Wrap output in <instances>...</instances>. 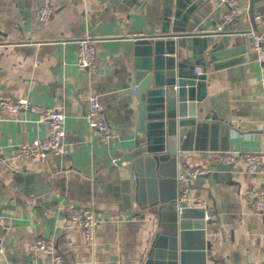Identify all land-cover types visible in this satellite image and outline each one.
I'll use <instances>...</instances> for the list:
<instances>
[{
  "label": "crops",
  "instance_id": "crops-1",
  "mask_svg": "<svg viewBox=\"0 0 264 264\" xmlns=\"http://www.w3.org/2000/svg\"><path fill=\"white\" fill-rule=\"evenodd\" d=\"M176 2L55 0L52 18L40 23L35 19L39 0H0V96L62 111L69 151L50 153L44 161L18 159L22 144L47 136V125L29 111L0 114V264H58L57 255L64 257L61 264H146L156 239L171 234L172 210L165 205L180 189L169 180L175 167L169 173H143L137 183L125 164L114 162L132 149L138 135L134 38L160 33ZM241 6L242 14L230 26L220 0H192L188 8L192 14L186 28L208 37L220 60L217 68L212 63L195 67L207 76V85L199 125L185 138L178 165L209 171L217 151L264 150L262 67L251 48L254 34L264 37V0H241ZM84 39L95 43L98 71L93 75L77 65ZM89 88L99 96L114 131L108 144L91 135L81 96ZM208 116L212 121L205 120ZM23 172L32 176L31 183L15 180ZM231 173L234 184L208 177L190 186L191 197L210 203L219 218L202 230L200 206L186 202L192 228L183 241L185 264H264V220L245 199L251 188L264 187V174L249 175L242 161L233 164ZM86 207L98 219L94 246L71 219V210ZM216 231L222 232L218 245ZM41 238L51 242L49 251L32 248Z\"/></svg>",
  "mask_w": 264,
  "mask_h": 264
},
{
  "label": "water",
  "instance_id": "water-1",
  "mask_svg": "<svg viewBox=\"0 0 264 264\" xmlns=\"http://www.w3.org/2000/svg\"><path fill=\"white\" fill-rule=\"evenodd\" d=\"M190 5L192 0H177L175 9L166 12L160 33L134 39L132 75L138 135L132 149L114 163L125 164L137 183L143 173H169L175 167L169 180L179 185V153L191 129L199 125L198 107L204 100L207 85V76L198 75L195 67H206L208 63L218 67V47L208 37L192 33L185 26L192 14V8L188 10ZM205 120L212 121V118L208 116ZM232 166L213 164L211 170L198 179L212 177L218 183L230 181L234 184ZM15 180L29 184L32 176L16 173ZM140 197L141 194L136 196L139 203ZM165 208L172 210L168 217L172 232L156 239L148 251L146 264H185L183 241L185 232L192 228L188 220L192 209L179 201L178 191L166 201ZM199 208L202 212L198 218L200 229L204 230L205 209Z\"/></svg>",
  "mask_w": 264,
  "mask_h": 264
},
{
  "label": "built area",
  "instance_id": "built-area-1",
  "mask_svg": "<svg viewBox=\"0 0 264 264\" xmlns=\"http://www.w3.org/2000/svg\"><path fill=\"white\" fill-rule=\"evenodd\" d=\"M73 1V0H68ZM227 6L224 14L225 24L230 26L235 23L242 14L243 8L241 0H220ZM55 12V0H39V6L36 11L35 19L40 23L48 22ZM260 18L257 17L256 20ZM141 35L135 37L138 38ZM134 38V39H135ZM251 48L257 61L262 67V77L260 85L264 88V37L254 34L251 40ZM78 68L86 73L95 74L98 71V61L95 43L91 39L80 41L78 55ZM195 72L198 75L203 74L202 69L197 67ZM85 100L86 117L92 137L97 138L101 143L108 144L114 136V131L106 119V113L103 104L98 95L93 93L89 88L81 93ZM21 111H29L37 114L40 120L47 125V136L42 139H34L20 146L17 158L20 160L37 159L44 161L48 154L67 155L68 148L65 144L64 124L66 121L65 114L55 108L42 107L26 99L13 100L0 96V114L17 115ZM212 164L225 163L235 164L244 162L246 171L249 175L264 174V150L253 153H231L217 151L213 154ZM1 162L9 164L8 159L1 158ZM208 169L197 167L192 168L186 163L179 164L177 181L179 184V201L192 205L201 206L205 209V221H215L219 218L218 213L211 207L212 205L199 197H191L190 186L202 174H206ZM245 199L251 205L253 211L264 220V187H253L245 194ZM180 210V209H179ZM71 219L80 223L84 229L85 238L88 244H95L96 228L98 219L92 208H80L71 210ZM216 245L222 242V232L216 231L213 234ZM32 248L36 251L47 252L52 248V244L47 239H36L32 243ZM2 252V234L0 232V253ZM56 262L61 264L64 261L62 255L56 256ZM147 260V258H146Z\"/></svg>",
  "mask_w": 264,
  "mask_h": 264
}]
</instances>
